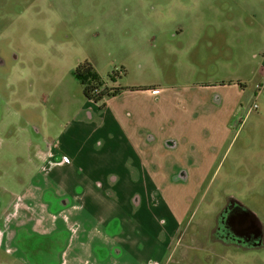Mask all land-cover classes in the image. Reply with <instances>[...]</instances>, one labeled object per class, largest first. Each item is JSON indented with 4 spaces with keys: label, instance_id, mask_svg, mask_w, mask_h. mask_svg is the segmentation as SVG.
Returning <instances> with one entry per match:
<instances>
[{
    "label": "rangeland",
    "instance_id": "rangeland-1",
    "mask_svg": "<svg viewBox=\"0 0 264 264\" xmlns=\"http://www.w3.org/2000/svg\"><path fill=\"white\" fill-rule=\"evenodd\" d=\"M85 60L105 85L125 88L103 111L74 76ZM171 84L242 90L241 105L204 182L188 186L195 191L177 233L142 260H122L264 264V0H0V212L29 191L36 195L35 183L53 187L38 150L58 148L62 159L68 130L95 132L118 103H134H124L132 91ZM235 203L254 214L259 243L238 246L218 231L223 207ZM31 222L14 242L0 217V264L68 262L64 235L53 245L44 232L50 220Z\"/></svg>",
    "mask_w": 264,
    "mask_h": 264
},
{
    "label": "crops",
    "instance_id": "crops-1",
    "mask_svg": "<svg viewBox=\"0 0 264 264\" xmlns=\"http://www.w3.org/2000/svg\"><path fill=\"white\" fill-rule=\"evenodd\" d=\"M205 86L132 91L138 93L123 99L134 103H118L103 128L67 131L63 157L68 162L57 159L58 148L38 150L50 166L53 187L35 183L36 195L29 191L14 205L3 206L0 217L8 239L17 240L26 220L47 217L44 232L54 236L53 245L64 235L63 254H69L61 264H125L120 255L142 260L146 252L166 246L167 234L171 238L179 230V218L195 191L188 186L204 182L241 105L242 90ZM122 93L106 98L104 105L88 103L103 111ZM210 132L215 139H207ZM39 212L41 217L35 215Z\"/></svg>",
    "mask_w": 264,
    "mask_h": 264
},
{
    "label": "flooded vegetation",
    "instance_id": "flooded-vegetation-1",
    "mask_svg": "<svg viewBox=\"0 0 264 264\" xmlns=\"http://www.w3.org/2000/svg\"><path fill=\"white\" fill-rule=\"evenodd\" d=\"M218 219L217 229L225 236V242L227 241L226 238H229V243L238 244V246L245 240L248 242H255L254 244L260 242V231L257 233L254 228L256 222L249 217L247 211L237 203L224 206L220 218ZM241 236H243V238H241ZM248 242H246V244H248Z\"/></svg>",
    "mask_w": 264,
    "mask_h": 264
},
{
    "label": "trees",
    "instance_id": "trees-1",
    "mask_svg": "<svg viewBox=\"0 0 264 264\" xmlns=\"http://www.w3.org/2000/svg\"><path fill=\"white\" fill-rule=\"evenodd\" d=\"M74 76L81 83L85 98L100 105H104L106 98L115 96L125 89L105 85L93 65L87 60L78 64L74 70Z\"/></svg>",
    "mask_w": 264,
    "mask_h": 264
},
{
    "label": "water",
    "instance_id": "water-1",
    "mask_svg": "<svg viewBox=\"0 0 264 264\" xmlns=\"http://www.w3.org/2000/svg\"><path fill=\"white\" fill-rule=\"evenodd\" d=\"M247 214L249 215V217H251L254 221H255V216H254V214L252 213V212H250V211H247ZM256 222V221H255ZM256 226H258L259 227V224H258V222H256Z\"/></svg>",
    "mask_w": 264,
    "mask_h": 264
}]
</instances>
